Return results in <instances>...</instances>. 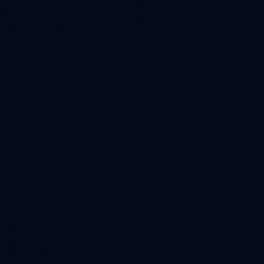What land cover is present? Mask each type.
<instances>
[{"label":"water","instance_id":"obj_1","mask_svg":"<svg viewBox=\"0 0 264 264\" xmlns=\"http://www.w3.org/2000/svg\"><path fill=\"white\" fill-rule=\"evenodd\" d=\"M0 264H264V0H0Z\"/></svg>","mask_w":264,"mask_h":264}]
</instances>
